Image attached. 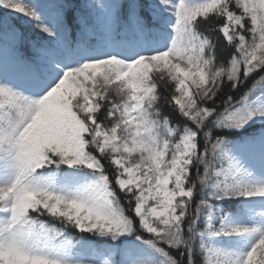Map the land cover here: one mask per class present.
I'll return each instance as SVG.
<instances>
[{
  "label": "snow or ice",
  "instance_id": "obj_1",
  "mask_svg": "<svg viewBox=\"0 0 264 264\" xmlns=\"http://www.w3.org/2000/svg\"><path fill=\"white\" fill-rule=\"evenodd\" d=\"M0 264H264V0H0Z\"/></svg>",
  "mask_w": 264,
  "mask_h": 264
}]
</instances>
